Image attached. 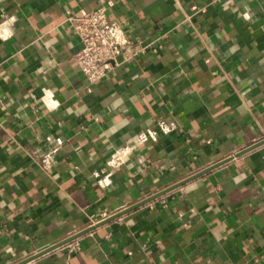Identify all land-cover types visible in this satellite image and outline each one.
Listing matches in <instances>:
<instances>
[{
  "label": "crops",
  "instance_id": "0c3cea01",
  "mask_svg": "<svg viewBox=\"0 0 264 264\" xmlns=\"http://www.w3.org/2000/svg\"><path fill=\"white\" fill-rule=\"evenodd\" d=\"M100 5L144 51L88 84L65 19ZM147 127L159 141L109 169ZM50 135L66 142L45 171L30 153ZM262 141L264 0L0 2V264L138 204L25 264H264Z\"/></svg>",
  "mask_w": 264,
  "mask_h": 264
},
{
  "label": "built area",
  "instance_id": "2783aa9c",
  "mask_svg": "<svg viewBox=\"0 0 264 264\" xmlns=\"http://www.w3.org/2000/svg\"><path fill=\"white\" fill-rule=\"evenodd\" d=\"M221 1L208 0L211 5L221 3ZM204 11L201 9V12ZM106 12V7L100 5L89 11L80 10L65 19V23L71 29L72 35L77 39L79 45L73 56L74 65L88 84L102 81L112 70L137 58L144 51L140 41L134 42L129 39L124 25L118 22H110L107 19ZM9 21L10 18L5 16L2 24H10ZM31 109L34 110L36 107L31 106ZM160 135L155 127H147L140 131L135 135L132 145H124L115 149L106 162L107 167L112 170L126 165L131 156H140L144 149L157 143ZM43 142L46 148H35L30 155L41 169L48 171L56 165L58 154L63 149L66 140L60 136L50 135L46 136ZM142 163V158L139 161L136 160L137 166H141ZM111 175L112 173L109 171L99 177L98 185L102 188L110 185ZM157 199L161 205L165 206V198ZM114 214L102 213L94 224L96 225ZM64 246L69 253L79 250L77 240H73Z\"/></svg>",
  "mask_w": 264,
  "mask_h": 264
},
{
  "label": "water",
  "instance_id": "95a60500",
  "mask_svg": "<svg viewBox=\"0 0 264 264\" xmlns=\"http://www.w3.org/2000/svg\"><path fill=\"white\" fill-rule=\"evenodd\" d=\"M261 144H264V141H262L259 145H261ZM257 146H258V145H257ZM257 146H255V147H257ZM255 147H252V148H250V149H246V150L242 151V153H241L240 155H242V154H244V153H246V152L252 150V149L255 148ZM240 155H239V156H240ZM230 159H231V158H228V159H225V160H223V161L217 163V165L213 166V168H214V167H217V166H220V165H222V164L228 162ZM211 169H212V168H211ZM207 171H208V170H207ZM207 171H206V172H207ZM204 172H205V171H204ZM206 172H205V173H206ZM196 177H197V176H196ZM189 181H190V179H188V180H184V181H181L180 183L176 184L175 186H173V187H171V188H169V189L163 191V193L158 194L157 196H154L151 200L156 199V198L160 197L161 195H163V194H165V193H167V192H169V191H171V190H173V189H176V188H178V187H181V186H183L185 183H187V182H189ZM140 205H141V204H140ZM137 207H139V204H138V205H134V206H130V207H128L127 209H125V210H123V211H120V213L115 214V215L109 217L108 219H106V220H104V221H101V222L97 223L96 225L90 227V228L87 229L86 231H83V232H81V233H79V234H77V235H74L73 237L67 239L66 241H63V242L58 243V244H56V245H54V246H52V247H49V248H47L46 250L42 251L41 253H39V254H37V255L31 257L30 259H28V260H26V261H23V262H20V263H17V264H25V263H27L28 261L33 260V259H35V258H37V257H39V256H41V255H43V254H45V253H49V252H51V251H53V250H55V249H58V248H60V247H62V246H64V245H66V244L69 243L70 241H72V240H74V239L80 237L81 235H84V234L88 233L89 231H91V230H93V229H95V228H97V227H100V226H102V225H104V224H106V223L112 221L113 219L118 218V217H119L120 215H122L123 213L136 209Z\"/></svg>",
  "mask_w": 264,
  "mask_h": 264
}]
</instances>
